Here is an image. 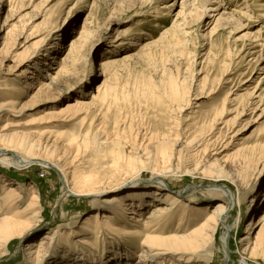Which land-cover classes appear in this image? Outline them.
<instances>
[{"label":"rangeland","instance_id":"374dc122","mask_svg":"<svg viewBox=\"0 0 264 264\" xmlns=\"http://www.w3.org/2000/svg\"><path fill=\"white\" fill-rule=\"evenodd\" d=\"M21 1L23 5L20 6L17 1L20 8L14 6V9H16L18 16L22 15V29L27 32L31 31L33 38H30L29 42L23 46H21L23 38L19 40L20 44L12 52V54L17 53V57L13 58V61L10 59L3 60L0 56V84L6 79L14 78L12 72L16 73L15 64L24 58V56H20L22 49L28 47L25 54H30L36 49L33 47L34 43L37 44L40 41L43 43L42 49L45 50L43 52L50 53V57L52 51L54 52L58 43L61 42L64 45V48L59 52L61 54L64 52L67 41L72 35L78 34L86 21L90 23L88 30L93 36L90 35L89 41L91 43L84 51L85 59L81 60V64L77 66L69 78L68 89L58 90L61 94L55 100L43 102L39 106L27 110L21 109L19 101L15 102L14 109L6 104L2 105L4 109L0 110V129L3 124L7 123V129L10 132L28 133L33 131L34 139L44 136L51 137L53 140L56 137L57 145L52 148L54 151L49 159L62 165L67 179L71 177L73 165L80 172L91 175L93 180H106L108 177H112L106 181L108 186L123 184L117 191L132 187L133 185L130 183H134L132 182L134 181L132 180L133 176L138 178L136 180L138 187L153 186V172L149 167L138 168L133 175L125 171H113L110 167L112 164L111 157L105 151V145L97 147L91 133L87 132L89 128L87 118L83 122L79 119L61 122L51 118L48 120L45 115V118L43 117L49 107L52 106L56 109L74 96L80 97L87 94L84 96V100H90V95L95 92L96 85L100 82V79L95 80L94 74L96 73L97 62L101 58L112 55L122 57L125 54L136 53L118 67L119 77L115 82L116 84H113L116 89L115 98L106 101L101 107L103 110L102 121L106 126L104 131H109V138L118 137L121 142H124L127 151L130 148L131 150L136 149L135 152L139 155L148 150L149 153H154L156 140L165 138L168 147L172 150L171 152L169 149L172 154L169 166L173 172L165 177V182L171 190L181 192L182 199L188 203L193 204L199 201L208 203V206L212 207L213 203L221 198L217 196L218 194L216 195L213 191L205 188L218 182L230 186V189L234 190L237 195L231 219V221L233 220V230L227 236V243L230 246L228 252L234 259L240 252L235 248L241 249V239L244 236L246 223L250 221L246 204L251 197L258 195L257 192L264 185V101L258 104L256 109H253L252 105L248 106L249 108L243 107L242 103L239 105V101L234 99L239 94L245 95L246 92L251 91L257 81L262 77L264 78V69L262 68L264 66V0H220L219 3L224 6L219 11L224 10L230 13L236 23L228 24L225 29L220 31L222 35L214 40V36L207 37L206 35L213 23L210 22L208 25L205 23L211 17V19L214 18L216 11L209 12L208 15L211 16H206L204 23L193 22L190 24L191 28L187 29L189 33L184 36V45L186 52L190 54L183 57L172 55L169 58L171 62L167 60V64L161 60L162 54L159 49L162 39H160V33L171 26L174 13L179 10L182 0H146L145 2L140 0H129L128 2L127 0L121 6L120 11L118 9L115 11L117 5L105 6L102 4V0ZM171 3L170 14L167 10ZM154 9L159 10L157 16L153 15ZM4 11L6 8L3 9V13ZM3 15H1L0 20ZM235 25H238V28L232 30ZM244 33L248 35L243 38L241 35ZM116 37H119L118 40ZM255 37L257 40L251 42ZM128 40H135V42L142 44L147 41H154V44L139 51L140 45L128 47L129 44H121L128 42ZM119 43L121 45H118ZM30 44L31 46H29ZM241 45L251 48L242 49L237 53V49ZM248 50L252 52L250 56H248ZM145 51L149 53L151 59L148 60L145 58L146 56L142 55L146 53ZM49 57L41 55V58H44L46 62L53 64V59ZM213 57H216L218 61H225V64L214 66L210 62ZM190 60L192 61L189 62ZM149 63L153 66H150ZM156 64L158 67L155 66ZM189 64L194 71L191 82L196 83L204 75L207 76L206 87L202 91V95L206 96L200 98L199 103H197L199 105L196 106L194 104L196 100L193 99L194 95H192L188 110L183 112L171 111L166 107L161 81L166 74L176 73L177 70L179 76L181 75L180 77L186 76L184 68ZM26 65L34 68L36 61L25 64L21 68L18 66L17 72L27 67ZM10 66L12 67L11 72L9 71L11 74H4ZM144 77H148L151 83H154H152L153 94L151 95L142 92L141 84ZM192 88L193 86H191V90ZM256 90L258 93L261 90L264 93V82L261 81ZM222 107L226 110L222 115L216 117L213 125L209 126L208 121L211 115L216 109ZM242 109L243 112L238 113ZM190 110L196 111L197 119L192 118L194 113H190ZM192 121L195 123L198 121L204 126V133L202 138H199L198 144L208 142L205 151L202 149L203 144L198 147L200 150L196 158L198 157L200 164H206L208 161L217 158L218 162L224 166L227 174L237 180L236 183L233 184L226 176H220V181L216 182L214 175L203 176L197 172L186 175L183 172L185 165H188L189 168L192 167L189 164L184 165L179 162L174 156H177L176 152L184 146L182 143L190 133V129L193 128L190 124ZM57 127H60L62 134H56ZM65 133L76 136L77 142L74 141L71 145L65 139ZM84 135L88 136L86 144L82 142ZM184 150L185 152L186 150L190 151L192 147L189 146ZM112 172L115 176H111ZM0 173L4 174L5 179H8L11 184L20 185V190L33 187L36 190L38 208H40V217L35 221L36 225L27 229L20 238L11 241L8 250L3 254L0 253V264H26L27 256L24 254L26 243L38 239L42 234L58 233L63 228H65L64 230L70 227L77 228L83 221V217L93 212L99 204V199L103 197V195L97 198L90 195L69 194L64 187V177L53 167L44 166L37 162L23 169L5 168L0 164ZM156 196L157 194L150 196L149 199L146 198V200L152 202ZM2 211L0 208V213ZM252 219L257 220L258 216L254 215ZM220 227V230L224 231L223 225ZM110 239L112 238L101 239L97 245L95 242L92 245H83L79 244L77 237H72L71 240L64 238L58 240L55 237L53 241L42 247L40 255L43 257V261L40 264H58L60 259L78 260L79 263L84 256L88 258L100 257L102 254L106 257L113 255V252H122L124 247L132 242V239L128 238L123 240L117 238L118 241L115 243ZM219 239L220 234L217 236L215 250H220ZM232 248L235 250L233 251ZM132 260L134 263L136 256L133 255Z\"/></svg>","mask_w":264,"mask_h":264},{"label":"bare ground","instance_id":"6f19581e","mask_svg":"<svg viewBox=\"0 0 264 264\" xmlns=\"http://www.w3.org/2000/svg\"><path fill=\"white\" fill-rule=\"evenodd\" d=\"M17 1L20 6L23 5L21 0H0V17L4 14L0 20V56L3 60L10 59L13 61V58L17 57V53L12 54V52L17 49L21 38H23L21 46L28 43L30 38H33L31 31L27 32L22 29V15L18 16L17 11H15L16 9H14V6H18ZM125 1L127 0H102V4L105 6L117 5L115 11L117 9L120 11ZM140 1L145 2L146 0ZM219 1H181L179 10L174 13V20L171 26L165 28L160 33L162 44L159 51L162 54V61L167 64V60H170L169 58L172 55L183 57L184 55L190 54L186 52L184 45V36L189 33L187 29L191 28L190 24L193 22L197 24L204 23L206 20L205 17L211 16L208 15L209 12L216 11L215 16H217H214L213 19L211 17L205 23L206 25L210 22L213 23L206 32V35L207 37L214 36V40L218 39L219 35H222L220 31L223 28L225 29L228 24L233 25L236 23L230 13L224 10L219 11L224 6ZM171 5L172 3L168 5V13L171 11ZM20 6L18 7L20 8ZM4 8H6V11L3 13ZM158 11L154 9L153 15L157 16ZM15 18L17 19L15 20ZM88 27H90V23L87 21L84 22L78 34L72 35L67 41L64 52L61 54L59 52L64 48L61 42L58 43L54 52L52 51L50 57V53L43 52L45 50L42 49L43 43H40V41L37 44H32L36 49L30 52V54H25L28 47L22 49L20 56H24V58L15 64L17 68L15 70L16 73L12 72L14 78L6 79L0 84V110L4 109L2 105L5 104L14 109V104L18 101L23 110L34 108L43 102L55 100L60 96V90L68 89L69 78H71L70 76L75 72L77 66L81 64V60L85 59L84 56L86 55H84V51H86V47L91 43L89 38L93 34L90 33L91 31L88 30ZM237 28L238 25H235L232 30H236ZM247 35V33H244L241 36L244 38ZM116 38L118 40L119 37ZM256 40L257 37L251 42ZM121 44H129L128 47L140 45V51L153 45L154 41H147L142 44L135 42V40H128V42ZM121 44L119 43L118 45ZM250 48L241 45L237 49V53L242 51V49ZM165 51L167 52L165 53ZM250 51L248 50L247 52L248 56L252 54ZM209 52L210 49L208 50V54ZM135 54H125L122 57L112 55L101 58L97 62L96 73L94 74L95 80L100 79V82L96 85L95 92L90 95V100H84V96L87 94H83L80 97L74 96V98L66 100L56 109L52 106L49 107L43 114V117L45 115L48 120L51 118L52 120H60L61 122L77 119L83 122L87 118L89 121L87 132L91 133L92 139L97 147L105 145V151L111 157L112 164L110 167H112L113 171L120 170L133 175L138 168L149 167L153 172V186L148 185L146 188L138 187L136 182L138 178L133 176L132 180L134 181L132 182L134 183H130L133 185L132 187L130 186L123 191H117L123 184L117 186L115 184L112 187L108 186L109 184L106 181L112 177H108L106 180H93L91 175L80 172L73 165L71 167V177L67 179L62 165L49 159V156H52L54 151L52 148L57 145L56 137L53 140L51 137L44 136L43 138H40V136L34 139L32 135L33 131H30L31 133L10 132L7 129V123L2 125L0 129V164L2 167L23 169L37 162L57 170L64 177V187L69 194L76 196L90 195L97 198L103 195L99 199L100 201L96 209L89 215L83 217V221L77 228L70 227L66 230L63 228L58 233L42 234L38 239L26 243L24 248V254L27 256L26 264H40L43 261V257L40 255L42 247L53 241L55 237L58 240L60 238L71 240L72 237H77L79 244L83 245H92L93 242L97 245L104 238H112L110 240H113L114 243L118 241L117 238L120 240L125 238L132 239V242H127L128 244L122 252H113V255L106 257L104 254H102L104 257L93 256L88 258L84 256L79 263L77 262L78 260L60 259L59 263L57 262L58 264H63V262L64 264L76 262V264H264V185L257 192L258 195L251 197L246 204L250 221L246 223L244 236L241 239V249L235 248L236 250H240V252L232 259L231 253L228 252L230 246L227 243V236L233 230V220L231 221V219L237 195L234 190L232 191L230 189V186L219 183L218 181H220V176L228 177L233 184L237 180L227 174L224 166L218 162L219 160L217 158L203 165L200 164L198 157L196 158L200 150L198 147L203 144H198L199 138H202L204 133L203 124H199L198 121L196 123L195 121L190 123L193 128L190 129V133L182 143L184 146L176 152L177 156L174 157L184 165L189 164L192 167L189 168L188 165L184 166L183 172L186 175L191 172H197L203 176L214 175L216 177L215 180L218 183L210 184L205 188L206 190L213 191L216 195L218 194L217 196L221 198L214 202L212 207H209L208 203H201L198 200V202L193 204L188 203L182 199L183 195L181 192H177L178 190L173 191L167 186L165 177L171 175L173 172L169 166L172 156L170 153L171 148L168 147V142L164 140L165 138L162 139L159 137L162 140H156L157 144L154 146V153L151 151L149 153L148 148L146 149L148 151H144L142 155H139L135 152L136 149H132V151L130 148L127 151L128 149L126 150L124 142H121L118 137H114L113 139L109 138V131H104L106 126L102 121L103 110L101 107L106 101L114 100L115 98L116 89L113 84L119 77L120 72L118 67ZM148 54L146 52L142 55L146 56L145 58L149 60L151 57ZM41 55L53 59V64L46 62L44 58H41ZM35 61L36 66L34 68L26 65L27 67L17 72L25 64ZM210 62L214 66L225 64V61H218L216 57H213ZM190 64L184 68L186 76L180 77L181 75L179 76V71L177 70L176 73L166 74L161 81L165 95L164 101L167 104L166 107L171 111L183 112L188 110L191 105L190 98L192 95H194L193 99L196 100L194 102L196 106L199 105L197 103H199L200 98L206 96L202 95V91L206 87L207 76L204 75L196 83H193L194 81L191 82L194 71L191 69L192 66ZM150 66L153 65L150 64ZM155 66L158 67V64ZM262 68L264 69V66ZM10 69H12L11 66L6 69V73L4 74H11L9 73ZM261 81L264 82L263 77L257 81L251 91L246 92L245 95L239 94L234 98L239 101V105L242 103L243 107L247 108L252 105V108L256 109L258 104L264 101L263 91L261 90L258 93V90H256ZM152 83L148 77L142 79L141 89L143 94H153ZM191 86H193L192 90ZM243 109L238 111V113L243 112ZM225 110L224 107L216 109L209 118V126L213 125L216 117L222 115ZM189 112L194 113L192 117L194 120L198 118L195 115L196 111L190 110ZM62 133L60 127H57L56 134ZM75 137L70 133H65V139L71 145L76 141ZM82 142L85 144L88 142L87 135H84ZM207 143L203 144V151L207 149ZM189 146L192 147V150H186L185 152L184 149ZM111 174V176H115L113 172ZM20 188V185L15 186L11 184L8 179H5L4 174L0 173V208L3 210L0 213L1 254L8 250L13 239L20 238L27 229L36 225L35 221L40 217L36 190L33 187H28L25 190H20ZM109 193L110 195H108ZM155 194L157 196L152 199V202L146 200V198L149 199L150 196ZM146 210L148 211L145 213ZM254 215L258 216L257 220L252 219ZM221 225H223L224 231L220 230ZM219 234L221 246L220 250H215L217 236ZM235 249L232 248L233 251ZM133 255L136 256L134 263L132 260Z\"/></svg>","mask_w":264,"mask_h":264}]
</instances>
